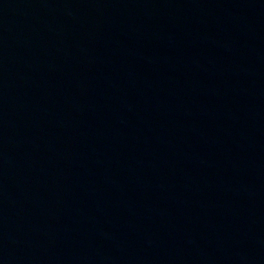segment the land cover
Listing matches in <instances>:
<instances>
[{
  "label": "water",
  "instance_id": "obj_1",
  "mask_svg": "<svg viewBox=\"0 0 264 264\" xmlns=\"http://www.w3.org/2000/svg\"><path fill=\"white\" fill-rule=\"evenodd\" d=\"M0 264H264V0H0Z\"/></svg>",
  "mask_w": 264,
  "mask_h": 264
}]
</instances>
